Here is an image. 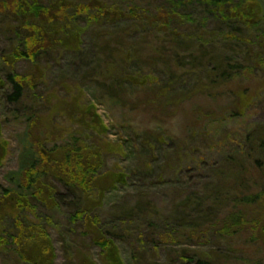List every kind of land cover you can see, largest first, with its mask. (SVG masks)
<instances>
[{
    "label": "trees",
    "instance_id": "16d2710c",
    "mask_svg": "<svg viewBox=\"0 0 264 264\" xmlns=\"http://www.w3.org/2000/svg\"><path fill=\"white\" fill-rule=\"evenodd\" d=\"M140 37L145 47L138 48ZM102 48L105 61L95 56ZM88 85L113 103L151 89L172 104L173 118L200 95L225 99L228 109L205 114L201 143L215 156L207 160L196 147L200 185L191 187L190 171H168L179 154L162 139L151 143L161 150L149 152L151 163L163 156L159 175L150 166L130 174L112 166L111 158L129 155L127 146L106 138L86 101ZM2 105L27 127L18 136L19 168L7 174L8 186L0 182L4 264H55L53 231L66 264H100L87 244L99 249L101 263L126 264L119 243L132 264H237L223 243L264 238V120L252 116L264 111L256 110L264 107V1L0 0ZM229 122L235 132L226 130ZM8 148L0 115V166ZM139 173L177 189L175 217L144 200L102 212L104 197Z\"/></svg>",
    "mask_w": 264,
    "mask_h": 264
},
{
    "label": "rangeland",
    "instance_id": "374dc122",
    "mask_svg": "<svg viewBox=\"0 0 264 264\" xmlns=\"http://www.w3.org/2000/svg\"><path fill=\"white\" fill-rule=\"evenodd\" d=\"M98 42L100 46L103 45L102 41ZM136 44H138V48L146 46V44L144 45L143 37L138 38ZM95 56L101 59V61H105L107 59V52H105L103 48L96 49ZM164 59L165 58H163V60ZM143 78L146 77L140 75V80H138L137 83L139 84L142 82L141 80ZM87 87L86 101L93 107L97 114L100 115L101 122H103L104 127L108 130L106 138L112 142L119 141L126 143L127 146L126 150L129 153V155L126 156L127 158H111L109 162L112 166L120 165L128 174H130V171L136 170L139 167L146 168V166H150L145 170H151L153 168L150 174L154 176L158 173L159 175L160 171H165L161 170L164 162L160 158H163V156L161 153L158 154L157 159L159 162L151 163L154 158H152L149 152L154 148H159V150H161L160 144L151 145V143L154 138L158 140L162 139V142L168 146V148L178 151L179 154V157L174 156V158L169 159L170 164L173 166L168 168V171L170 172L173 168L179 170V167L182 169L181 174L183 177H186L187 172L190 171L191 173H189V175L193 177L190 181L191 187L195 188V186L200 185V181L198 177H196L199 175L198 173H200L199 169L196 168V147L201 146L199 153L203 157V154L207 152L205 156L207 160L214 161L213 158L215 156V153L212 154L208 152L204 144L201 143V134L208 129L205 123L209 125L210 121L205 114L207 113L213 116L228 109L229 105L225 99H218L215 101L209 98V95H200V97L194 98L192 101L183 105L182 111L180 107L179 115L173 118L171 116V112L173 111L171 107L172 104L168 107L165 103L158 102L151 89L146 91L137 89L132 99L126 100L119 97V101L114 100L118 103H113V100L103 97L104 93L99 85L97 87L88 85ZM12 108V106L9 107L7 105H2L0 108L2 137L9 143L7 156L0 166V182L6 186H8V182L6 181L7 174L19 168L21 150L18 136L26 127V124L21 126L15 121V117L10 114ZM262 108H264L263 105H257L256 110ZM253 111L254 108L251 109L250 113ZM202 115H205V118ZM252 116L254 120H264V111L261 113L254 112ZM10 117L12 120L9 119ZM240 126L242 125L239 124V128ZM124 127H127V129ZM236 127V125L234 127L232 122H229L226 123L225 128H228L226 130L229 132L232 130L235 132ZM32 131L33 135L36 136V131ZM153 132L155 134L152 135ZM38 133L42 134L41 132ZM37 137L40 138L38 134ZM135 150L142 152V156L138 160L137 158H139V156L136 155ZM147 154L148 156H145ZM217 157L218 155L216 154V160L218 159ZM144 176L145 174L139 173L136 182L105 196L103 201L104 204L102 203V212L114 214L116 213V210H114L116 206H134L139 204L141 200H144L142 202L153 204L151 207L154 210L161 213L166 212L168 217H175L174 212L176 206L181 202L177 189L169 184L160 182L158 178L154 180V185H151L149 181L144 180ZM52 235L57 248L55 264H66L64 250L57 232L53 231ZM259 237L256 241L248 244L244 242V238H235L231 243H223L220 247L224 248L233 258H236L235 262L237 264H264V238L261 239ZM248 238H250L249 233ZM248 242L251 241L248 240ZM119 247L121 249L122 258L126 264H132L129 247L122 243H119ZM86 249L91 252L98 263L103 264L100 262V251L98 248L87 244ZM195 249H197V247H195ZM4 256L5 255L2 257L0 256V264H4ZM163 260L164 258H162V261Z\"/></svg>",
    "mask_w": 264,
    "mask_h": 264
}]
</instances>
